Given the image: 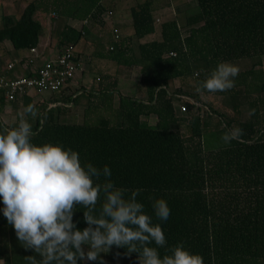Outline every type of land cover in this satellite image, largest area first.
Wrapping results in <instances>:
<instances>
[{
	"label": "trees",
	"instance_id": "obj_1",
	"mask_svg": "<svg viewBox=\"0 0 264 264\" xmlns=\"http://www.w3.org/2000/svg\"><path fill=\"white\" fill-rule=\"evenodd\" d=\"M194 1L198 12L186 16L182 28L176 19L164 22L160 38L145 42L141 40L156 31L153 2L130 6L131 33L123 35L114 26L107 42L113 49L104 51L102 46L96 50L99 58L126 70H117V78L97 92L67 94V86L52 95L50 103L58 106L44 105L35 116H26L34 133L32 142L76 151L82 166L91 163L101 170L108 166L113 184L128 190L125 199L139 189L136 201L143 204L152 223L161 226L167 240L166 247L158 249L161 257L171 254L167 248L183 244L192 254L202 256L204 264H264V69L254 65L240 71L234 88L215 93L226 99L222 109L202 99L208 93L196 91L219 63L264 56V0ZM108 7L114 9L105 0H31L17 16L2 17L0 44L8 42L14 51L34 50L43 34L35 17L53 14L71 22L57 33L58 54L71 48L79 61L75 48L88 33L86 26L81 29L82 22L104 24L101 17ZM132 68H137L136 92L142 98L118 91L119 79L129 78ZM5 69L0 76L13 71ZM188 78L193 79V86L170 91L171 81ZM82 99L86 102L80 110L81 120L64 121L66 105L77 108ZM6 103L0 93V113ZM177 104L186 107V114L177 115ZM242 111L247 114L244 120L240 119ZM142 118H154L155 123ZM17 124L5 127L0 123V131ZM234 126L243 129L244 135L239 142L225 144L221 137ZM104 181L101 177L97 182ZM156 199L166 201L167 221L155 217L152 203ZM103 202L101 192L97 210ZM86 210L77 206L74 212L73 223L79 230L87 227ZM109 250L137 264V254L127 255L126 248ZM33 255L19 243L0 211V259L5 264H31L26 257Z\"/></svg>",
	"mask_w": 264,
	"mask_h": 264
},
{
	"label": "clouds",
	"instance_id": "obj_2",
	"mask_svg": "<svg viewBox=\"0 0 264 264\" xmlns=\"http://www.w3.org/2000/svg\"><path fill=\"white\" fill-rule=\"evenodd\" d=\"M238 74L237 66L221 62L196 91L215 94L231 90ZM29 113L35 114L31 106L24 109L15 127L0 131V211L23 248L40 257H26L31 264L97 261L113 246L126 248L129 256L136 253L138 264H204L202 256L192 254L183 244L167 248L171 254L161 257L158 249L165 248L167 240L161 226L154 225L143 204L136 201L140 190L125 199L128 190L113 184L108 166L102 170L91 163L82 166L76 151L34 144L32 126L26 119ZM243 135L244 130L234 126L221 140L225 144L239 142ZM101 177L105 181L98 183ZM101 192L104 202L97 210ZM77 206L87 209L83 230L73 223ZM152 208L158 220H168L166 201L156 199ZM153 243L155 247H150ZM0 264H5L3 259Z\"/></svg>",
	"mask_w": 264,
	"mask_h": 264
},
{
	"label": "rangeland",
	"instance_id": "obj_3",
	"mask_svg": "<svg viewBox=\"0 0 264 264\" xmlns=\"http://www.w3.org/2000/svg\"><path fill=\"white\" fill-rule=\"evenodd\" d=\"M31 0H0V26L2 22V17L4 15H13L17 16L19 14V11L23 9V7L26 5L27 2ZM107 3H111V6H113L114 9H108L106 10V13L102 15V22L104 24L101 25L100 22L94 23L93 25H90V22L86 26L88 33L85 35L84 41L81 44V47L79 48L80 53V64L83 66V71H78L75 74V77L73 81L78 83V88H69L65 93L70 94L73 91L76 93V91L83 93L95 91L97 92L105 83L111 81L114 77L117 78V70L119 72L125 71V68L117 67V65L113 62L106 61L105 59L99 58L96 54L97 48H101L103 46L104 51L107 49L105 46H107V42L111 39L110 31H112V28H114L113 22L117 17H123L128 16L129 12L128 9L130 6L143 3L146 0H105ZM153 2V16L155 20V28L156 31L154 34L145 37L141 40V42L150 41L153 39H159L160 38V30H161V24L167 21H171L176 19L179 28H182V25L185 22L186 16L195 14L198 12V8L195 6L194 0H185L179 1V0H152ZM113 12L111 15L109 12ZM37 20H39L43 26V39H42V45L45 47L48 52L58 54L56 45L57 40V33L61 29V27L64 24H71L70 21H63L59 20L56 15H37L35 17ZM91 27V28H90ZM77 28H80V24L77 25ZM131 33V30L129 27H124L122 30L123 35H129ZM134 48H136L137 41L134 39L133 41ZM51 48V49H50ZM50 49V50H49ZM77 48H75L76 50ZM57 52V53H56ZM28 54L27 50H19L14 51L11 47V45L8 42H4L0 44V68L4 67L7 62L12 61V59L16 58L17 56H22ZM44 58H47V56L40 58L41 60L37 59L36 67L41 66L43 64ZM231 63L239 68V72L246 70L252 66H256L257 68H263L264 69V56L262 57H256V58H249V59H243L233 62H227ZM34 65H32V68ZM130 70V69H129ZM119 76H122L119 74ZM9 78H18V77H27L25 73H21L18 69L15 71H11L10 75H7ZM107 77V78H105ZM109 78V79H108ZM122 78V77H120ZM137 68H132L130 70V77L125 79H119L118 81V91L126 96L132 97V98H141V95H137L136 87H137ZM194 81L192 78H188L186 82H183L181 80H173L170 82V91H174L175 89L181 87V86H193ZM58 93V92H57ZM50 95L55 96L56 93L51 94L48 92H42L37 93L33 89H28L26 92L22 95L17 96V100L24 98V102L27 105V107L31 106L34 109V115L29 113L26 116H35L36 113L40 110L41 107L44 105L42 104L43 101H45V105L50 102L48 100V97ZM204 101L210 102L214 104V106L218 107L219 109L225 108L226 105V99L222 96L216 95V94H206L203 95L202 98ZM81 105H79L77 108L72 107L71 105L68 107V111L65 115H63L62 119L67 122L71 123H77L81 120V114L80 110L84 106L86 100H81ZM10 104V103H6ZM24 104V103H23ZM21 105L18 108L11 107L10 105L7 106L6 116H2L0 113V123L5 127H11L8 123V119H11V121H14L13 123H18L19 118L24 113V109L27 108L26 105ZM113 105H117V97L113 100ZM178 106H181L180 104L176 105V111L177 115L181 116L182 113H179ZM71 107V108H70ZM5 108V107H4ZM18 110V111H17ZM229 110V111H228ZM227 111L231 113V110L228 109ZM3 111V110H2ZM192 112L196 113L197 109L194 108ZM186 114V112H184ZM207 113V109L203 108L201 109V114L205 115ZM232 114V113H231ZM7 117V118H5ZM247 118L246 111H242L241 120H244ZM144 122L153 125L155 123L154 118H142ZM181 131L185 132L184 126H181ZM85 252L88 251V248L84 249ZM101 254H105L102 259H98L97 261H86L87 264H101V261L103 264H130V261L127 256L121 253H116L114 251L109 250L108 252H104ZM100 254V255H101ZM138 264V260H137Z\"/></svg>",
	"mask_w": 264,
	"mask_h": 264
},
{
	"label": "built area",
	"instance_id": "obj_4",
	"mask_svg": "<svg viewBox=\"0 0 264 264\" xmlns=\"http://www.w3.org/2000/svg\"><path fill=\"white\" fill-rule=\"evenodd\" d=\"M109 14L111 15V12ZM88 23V19L84 20L81 29L87 26ZM114 32V40L117 41L119 36L116 30ZM108 49L112 50L113 46H109ZM7 69H13V64L7 65ZM78 71H81V66L79 61H75L73 50L65 48L54 59L46 61L32 77L9 78L0 76V93L3 94L7 103L15 101L17 96L24 94L28 89H33L37 93L48 92L54 94L67 87ZM195 105L199 106L198 104ZM178 111L184 113L186 107L178 106Z\"/></svg>",
	"mask_w": 264,
	"mask_h": 264
},
{
	"label": "crops",
	"instance_id": "obj_5",
	"mask_svg": "<svg viewBox=\"0 0 264 264\" xmlns=\"http://www.w3.org/2000/svg\"><path fill=\"white\" fill-rule=\"evenodd\" d=\"M179 1H183L185 2V0H179ZM113 25L114 26H117L118 28L120 27L121 28V32L122 30L124 29V27H128L129 25V18L128 16H123V17H117L114 22H113ZM44 31V30H43ZM42 39H43V36L40 37V40H39V43H38V46L37 48H35L34 50H27V53L28 54H25V55H22V56H17L16 58L12 59V61H9L7 62V64L4 66V67H1L0 68V73H6V69L7 68V65L9 64H13V71H15L16 69H18L19 71H21V73H25L27 76H29L30 74H35L39 68L48 60L50 59H54L58 54H55V53H50L48 52V50L45 49V47H43L42 45ZM81 47V45L77 46L76 48V51H79V48ZM105 48H108V44L107 46H105ZM51 49V48H50ZM49 49V50H50ZM58 51V50H56ZM57 53V52H56ZM59 53V52H58ZM47 56V58H44L43 60V64H41V66L39 67H36L37 63V59L41 60L40 58H43ZM79 64H80V61H79ZM32 65H34V67L32 68ZM81 66V64H80ZM12 71V72H13ZM83 71V66H81V72ZM11 73V72H10ZM78 83H76L75 81H72L68 87L66 88V91L69 89V88H78L77 85ZM79 93V92H78ZM139 95V94H138ZM52 95H50L48 97V100L50 99ZM141 98H142V95H141ZM24 98L22 99H19V100H16V103H10V104H7L5 105V108L3 109V111L1 112L2 116H6L7 114V111H6V108L7 106H11V107H14V108H18L19 106L21 105H24L25 102L23 101ZM24 103V104H23ZM43 105H45V101H43L42 103ZM60 103H55V104H51L50 102H48L47 104V107L48 108H52V107H55V106H58ZM26 105V104H25ZM71 104H68L66 105V107H69ZM27 107V105H26ZM18 111V110H17ZM7 118V117H5ZM8 119V118H7ZM14 121H11V119H8V123L9 125H14L15 123H13ZM103 256H105V254H101L100 257L98 259H102ZM83 264H87L85 261H83Z\"/></svg>",
	"mask_w": 264,
	"mask_h": 264
}]
</instances>
